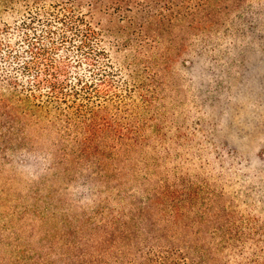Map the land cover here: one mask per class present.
I'll return each mask as SVG.
<instances>
[{
  "label": "trees",
  "instance_id": "trees-1",
  "mask_svg": "<svg viewBox=\"0 0 264 264\" xmlns=\"http://www.w3.org/2000/svg\"><path fill=\"white\" fill-rule=\"evenodd\" d=\"M208 2L0 0V264H264V240L216 178L150 156L163 142L152 92L161 25ZM222 2L264 20L254 10L264 0ZM125 16L138 27L124 47L137 42L140 75L115 60L122 43L106 21ZM30 159L39 173L13 166Z\"/></svg>",
  "mask_w": 264,
  "mask_h": 264
},
{
  "label": "rangeland",
  "instance_id": "rangeland-1",
  "mask_svg": "<svg viewBox=\"0 0 264 264\" xmlns=\"http://www.w3.org/2000/svg\"><path fill=\"white\" fill-rule=\"evenodd\" d=\"M222 1L209 0L202 11L181 8L176 17L170 11L161 25L156 66L164 73L152 79V92L164 112L155 121L163 124V142L149 151L162 156L166 170H190L211 177L210 184L216 178L212 185L234 206L246 232L264 240V20H245L241 15L252 13L244 7L226 13ZM254 10L264 18V6ZM124 18L106 21L122 43L119 51L113 49L115 60L140 75L146 59L137 42L124 47L138 27ZM155 24H149L146 41L155 38ZM36 165L30 159L24 170L13 163L23 173H39L42 167ZM0 247L7 250L1 242Z\"/></svg>",
  "mask_w": 264,
  "mask_h": 264
}]
</instances>
